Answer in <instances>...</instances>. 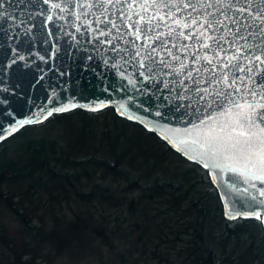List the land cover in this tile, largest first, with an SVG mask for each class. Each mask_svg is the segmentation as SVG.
<instances>
[{
  "label": "water",
  "instance_id": "95a60500",
  "mask_svg": "<svg viewBox=\"0 0 264 264\" xmlns=\"http://www.w3.org/2000/svg\"><path fill=\"white\" fill-rule=\"evenodd\" d=\"M262 10L264 0H0V135L57 108L110 105L203 166L225 217L260 213L264 226ZM241 123L250 135L234 151L226 138Z\"/></svg>",
  "mask_w": 264,
  "mask_h": 264
},
{
  "label": "trees",
  "instance_id": "16d2710c",
  "mask_svg": "<svg viewBox=\"0 0 264 264\" xmlns=\"http://www.w3.org/2000/svg\"><path fill=\"white\" fill-rule=\"evenodd\" d=\"M0 205V264H264L260 219L225 217L203 166L110 105L0 141Z\"/></svg>",
  "mask_w": 264,
  "mask_h": 264
},
{
  "label": "snow or ice",
  "instance_id": "6c2138e0",
  "mask_svg": "<svg viewBox=\"0 0 264 264\" xmlns=\"http://www.w3.org/2000/svg\"><path fill=\"white\" fill-rule=\"evenodd\" d=\"M190 6L191 5L188 4V3H185L184 4V7H190ZM237 11H239L241 13H243V12H251L252 9H251V7H249V8H243L242 7V8L237 9ZM252 18H253V21H255L256 19L261 20L262 23H261V26L259 28V31L264 32V10L259 11V12H256ZM141 19L143 21V18H141ZM151 19H155V18L153 17ZM161 19H163V17H161ZM147 23L150 24L151 23V20H149ZM177 23H179V21H177ZM193 23H196V22L193 21ZM233 23H236V21H233ZM185 27H188V25L185 24ZM208 27L211 28L212 27V24L209 23L208 24ZM136 28H137V36L139 38V35L142 32H144L145 29H144V27H141V26H136ZM157 38H159V37H157ZM239 39H245L246 40V37H239ZM232 43H233V46H234L235 45V41H233ZM205 47H207V45H205ZM237 51H240V49L238 48ZM258 51H260L261 54L260 55H254L253 56V59L255 61H259L261 64H264V49L258 48ZM155 52H156V49L155 48H152V54H154ZM169 54H171V53H169ZM137 55H139V53H137ZM147 58H150V56L149 57H146V59ZM174 59H178V58L177 57H174ZM232 59H237V57L234 56V57H232ZM141 66L143 67V65H141ZM236 67L241 72L246 71V69L243 68L242 66L237 65ZM247 71L251 72L252 69L249 68V69H247ZM189 75L191 76V74H189ZM226 79H227V76H226ZM235 83H236V81L233 79L231 81V84H229L227 86L228 87H232L233 85H235ZM205 91H206V89H205ZM235 91L238 92V91H240V89L239 88H236ZM251 94L254 95V93H251ZM218 95H219V93H218ZM73 106H75V105H73ZM62 110H64V109H60V108H57L56 109V111H62ZM157 115H160V113H157ZM258 119L261 121V123H264V113L258 114ZM239 127L241 128V131H239L236 134V137L235 138H233V136L231 134L233 132H236V129L235 128H232L231 129V132L228 134V136L226 138V141H233L232 143L228 144L227 146L228 147H231L234 151H242L243 149H242V146L240 144L239 138L250 135V133H247L246 131L243 130V124L242 123L239 124ZM0 131H2V130H0ZM13 131H15V129H13ZM262 131H264V129H262ZM3 138L4 137L2 135H0V139H3ZM220 140H221V137H219V136H210L209 137V141H208L209 146H212L214 143H216V142H218ZM259 156H260L261 161L264 162V148L261 149ZM261 194L264 195V193H261ZM255 216H256L257 219H259L260 216H261V214L260 213H255Z\"/></svg>",
  "mask_w": 264,
  "mask_h": 264
},
{
  "label": "rangeland",
  "instance_id": "374dc122",
  "mask_svg": "<svg viewBox=\"0 0 264 264\" xmlns=\"http://www.w3.org/2000/svg\"><path fill=\"white\" fill-rule=\"evenodd\" d=\"M63 119H64V122L69 121L67 118H63ZM2 207H3V205H0V214H2V216L0 218L4 217V219H13L14 218L13 215L9 211H8L9 213L5 212V209H4V211H2ZM9 223L11 224V228H9V229H13V228L17 227V225H19V224L16 223V221H11ZM260 235L261 236L264 235V230H262L260 232ZM140 263L141 264H157L156 261H151L150 262V261H146V260H144V261L142 260V262H140Z\"/></svg>",
  "mask_w": 264,
  "mask_h": 264
}]
</instances>
